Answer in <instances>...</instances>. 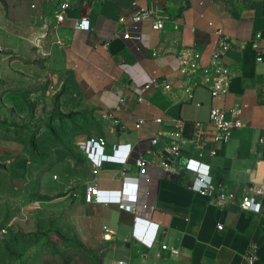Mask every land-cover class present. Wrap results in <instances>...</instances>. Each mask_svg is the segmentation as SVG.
<instances>
[{"label":"crops","instance_id":"0c3cea01","mask_svg":"<svg viewBox=\"0 0 264 264\" xmlns=\"http://www.w3.org/2000/svg\"><path fill=\"white\" fill-rule=\"evenodd\" d=\"M10 1L6 0L7 9L0 1L2 51H18L37 66L46 65L40 80L45 81L49 73L53 91L65 85L68 95L75 97L71 106L93 113L99 129L86 131L85 140L104 137L105 153L110 154L115 144L133 148L140 140L157 136L143 160L162 167L168 147L178 142L172 136L176 121H185V142H180L184 152L173 162L168 177L151 169L152 180L142 182V166L113 161L104 162L94 173L85 156L91 176L54 202L64 208L75 239L101 254L103 264H114L120 257L144 264H264V198L259 212L240 207L247 189L264 183V90L260 85L264 61H257L251 45L258 33L264 44V0L236 6L225 0H68L66 19L56 27L53 13L58 0L53 1L52 16L40 26L13 19ZM140 14H147L137 36L140 50L146 51L144 58L118 34ZM82 16L90 20L87 30L76 28ZM156 19L164 20L162 29L153 28ZM43 31L47 32L45 55L27 42L32 34ZM224 36L230 41L225 56L231 73L228 94L213 98L206 87L199 86L185 95L178 79L179 50L195 48L207 64ZM57 38L63 43H54ZM151 77L168 78L173 88L153 89L140 101L139 88ZM236 102L249 105L242 115L243 126L233 130L226 142H218L216 129L208 122L210 109ZM104 112L111 115L105 118ZM139 120L145 123L137 126ZM213 149L217 154L211 153ZM188 157L212 166L216 179L232 196L228 204H216L192 188L193 174L176 169ZM88 183L102 190H122L137 211L115 202L86 201ZM163 243L168 247L162 249ZM251 244L257 246L253 263L246 257Z\"/></svg>","mask_w":264,"mask_h":264},{"label":"rangeland","instance_id":"374dc122","mask_svg":"<svg viewBox=\"0 0 264 264\" xmlns=\"http://www.w3.org/2000/svg\"><path fill=\"white\" fill-rule=\"evenodd\" d=\"M53 1L11 0L12 18L40 26ZM34 64L18 51H0V264H103L75 239L54 203L91 176L81 143L99 123L73 107L65 85L53 91L49 73L40 80L46 65Z\"/></svg>","mask_w":264,"mask_h":264},{"label":"built area","instance_id":"2783aa9c","mask_svg":"<svg viewBox=\"0 0 264 264\" xmlns=\"http://www.w3.org/2000/svg\"><path fill=\"white\" fill-rule=\"evenodd\" d=\"M69 7L68 0L56 1L54 8V22L56 27L66 19V10ZM147 14L136 15L133 21L124 26L118 34L125 40L138 54L140 58H144L146 51L140 50V42L137 36L141 35V25ZM154 29H162L164 27L163 19H156L152 24ZM76 28L89 29L90 20L87 16L80 17L76 22ZM47 36V32L34 33L29 37L30 43L38 49L42 54H48L43 49V40ZM261 35L258 33L252 40L251 45L257 53V61H264V44L260 41ZM132 41L136 42L134 45ZM54 43H63L60 38H57ZM230 48V41L228 37H222L217 48L213 51L209 63L203 64L201 62V53L192 47H183L179 50L178 54V79L182 83V92L185 95H191L196 87H206L213 98H224L231 85V73L229 67L225 62V56ZM3 47L0 46V51ZM260 85L264 90V79L261 80ZM173 88L172 82L168 78L151 77L149 80L141 84L139 88L138 99L144 100L146 92L153 89H161L163 91H170ZM249 105L244 102H236L231 107H222L213 105L210 109L209 124L216 129L215 140L218 142H226L232 131L243 126L242 115ZM110 112H104L103 117L107 118ZM157 121H162L160 118ZM145 123L144 120H139L137 126ZM184 124L183 119L176 121V130L172 136L178 140L177 143L168 147L169 154L164 159L162 167L146 163L143 160V154L152 149L157 142V136H151L140 140L133 148L129 144H115L112 153H105L106 141L104 137L98 140L88 138L81 143V147L90 160L93 172H97L104 162L113 161L122 165L136 164L142 166L141 181L152 180V175L149 171L156 170L162 178L168 177L173 172V162L184 152L181 143L185 142L184 139ZM212 154H217V150L213 149ZM185 170H189L193 174L192 188L213 199L216 204H228L232 200V196L224 189L221 182L216 179V175L212 171V166L197 158L188 157L184 165ZM156 177V176H155ZM128 178V177H126ZM74 185L72 189L76 188ZM123 195L122 190H102L93 183H88L84 189V198L86 201H96L101 203H118L121 207L130 209L134 212L137 211L135 203L128 202ZM264 198V183H255L246 191L240 202V207L244 210L259 212L262 207V199ZM149 219V218H146ZM4 230H0V238ZM168 244L163 243L161 248H167ZM246 257L249 262L253 263L257 259V246L251 244L246 252ZM114 264H144L143 260L134 263L128 257H120L115 260Z\"/></svg>","mask_w":264,"mask_h":264},{"label":"water","instance_id":"95a60500","mask_svg":"<svg viewBox=\"0 0 264 264\" xmlns=\"http://www.w3.org/2000/svg\"><path fill=\"white\" fill-rule=\"evenodd\" d=\"M186 161H187V159H184V160L179 161V164H178V166L176 167V169H177V170H180V171L184 170V165H185V162H186ZM133 194H134V190L131 189V190H130V195H131V197H133Z\"/></svg>","mask_w":264,"mask_h":264},{"label":"trees","instance_id":"16d2710c","mask_svg":"<svg viewBox=\"0 0 264 264\" xmlns=\"http://www.w3.org/2000/svg\"><path fill=\"white\" fill-rule=\"evenodd\" d=\"M2 3H3V5L5 6V8L7 9L8 8V4H7V2H6V0H0ZM94 252V251H93ZM101 255V254H100ZM102 256V255H101Z\"/></svg>","mask_w":264,"mask_h":264}]
</instances>
